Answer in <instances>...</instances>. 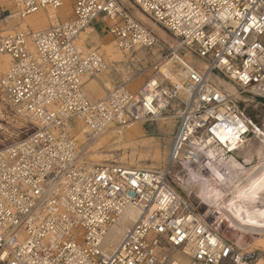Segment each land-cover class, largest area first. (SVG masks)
<instances>
[{
    "label": "built area",
    "instance_id": "2783aa9c",
    "mask_svg": "<svg viewBox=\"0 0 264 264\" xmlns=\"http://www.w3.org/2000/svg\"><path fill=\"white\" fill-rule=\"evenodd\" d=\"M128 2L206 69L184 68L183 80L173 83L156 65V75L137 92L116 87L91 101L84 86L105 62L97 51L77 50L79 35L94 21L107 20L102 31L119 51L150 52L158 43L152 30L121 0H69L70 20L45 30L16 26L2 34L11 12L23 19L56 10L64 0H0V54L10 59L0 92L32 127L24 139L0 150V264L256 260L254 252L242 253L210 227L169 179L173 165L207 172L249 140L263 138L260 126L209 76H221L264 103V0ZM167 113L176 117V131L162 172L89 164L68 126L72 118L79 119L90 142L107 129L121 134ZM129 209L139 215L125 228ZM116 228L120 240L110 246L106 239Z\"/></svg>",
    "mask_w": 264,
    "mask_h": 264
},
{
    "label": "bare ground",
    "instance_id": "6f19581e",
    "mask_svg": "<svg viewBox=\"0 0 264 264\" xmlns=\"http://www.w3.org/2000/svg\"><path fill=\"white\" fill-rule=\"evenodd\" d=\"M6 6L9 7V4H6ZM67 8L68 3L66 1L64 6L60 9L54 10L47 8L24 17L23 19H20L15 12H11L9 21H12L14 26H18L22 30H29V28L34 31L45 30L58 24L60 19H65ZM139 16V20L144 24L148 23V19L144 15L139 13ZM9 21L6 26H9ZM151 25L154 27L155 31H159L158 26L156 27L155 24ZM2 30V34L8 33L4 28ZM89 41L96 42V47L98 48H95V46L90 47L88 45ZM75 46L78 51L83 53L99 49V52L105 57L110 67L109 70L106 71L107 64L104 60L105 68L99 74L101 75L103 73L104 75L99 78H97V76H99L97 75L94 79L89 80L85 84V87L90 89L88 97L92 100L101 98L102 92H100V90L102 88L99 86H102L103 82L110 80L113 76V72L118 73L122 65H130L136 60L134 59L127 62V59H125L122 54L118 53L119 51L117 52L112 43H102L101 39H98V32L92 26L86 28L85 31L79 35L75 41ZM134 51L139 52L140 58H144V52H147L139 49H135ZM136 58L138 57L136 56ZM9 65V57L0 54V75L6 72ZM184 68L193 70V65L191 62L185 61L183 58L173 53L168 60L166 59L163 62L159 72L168 80L175 83L183 80L185 77L186 72ZM197 69L203 72L206 69L205 63H200ZM123 72H125V70H123ZM209 80L214 86L226 92L234 100H240L242 102L253 101L251 98L247 99L242 97V93L239 92L233 84L224 79H220V77L216 75H210ZM20 117L25 119L23 116ZM175 118L176 117L172 115L167 117L161 115L155 121H158L160 124H166ZM138 123L129 126L121 134H117L114 129H107L102 135L90 142L86 140V128L79 119L72 118L68 126L72 135L82 146V152L88 153V146L93 143L92 151L94 154L92 158L95 162L93 165L98 167L108 166V164L103 163H107L110 160L102 157L99 152L106 149H114L123 151L121 161L127 164V167L124 168L128 170H161L163 156L162 153L159 152L160 144L158 142L154 144L153 148L150 147L152 149L150 155L145 157L140 154V151L145 148L146 145L138 141V138L142 135ZM259 132L263 136L262 139L255 138L247 142V144L251 141L256 143L253 147V155L255 156L254 162H249L248 159L239 161L234 155H230L225 160L219 162L218 165L210 166L207 172L199 169L187 168L185 166L177 168L187 170V175H184V177H186L185 181L182 185L178 184L180 188L185 191L188 196H194L196 201L199 202V205L204 208L206 217L211 216L212 221L215 220L213 225L207 222L208 225L217 230L223 223H226L230 230L237 235L236 240L232 243L236 248L242 253L257 251L264 255V120L262 127L259 128ZM128 151L130 154H127ZM142 162L145 164L150 163L148 165H141ZM172 167L170 171L171 180L174 178V176H172ZM138 215L137 211L129 209L124 217L130 219L131 225L138 218ZM200 215L207 220L203 214ZM114 232L117 236L111 237L112 241L110 245H116L120 240L121 229L116 228ZM254 264H264V258H257Z\"/></svg>",
    "mask_w": 264,
    "mask_h": 264
},
{
    "label": "rangeland",
    "instance_id": "374dc122",
    "mask_svg": "<svg viewBox=\"0 0 264 264\" xmlns=\"http://www.w3.org/2000/svg\"><path fill=\"white\" fill-rule=\"evenodd\" d=\"M68 3V8L66 9L67 12H65L66 18L65 19H60V22L63 21H67L71 19V8L69 5V0H65L62 7L64 6V4ZM122 5L124 7H126L130 13L140 19L139 13L140 11L137 10V8L135 6H133L131 3L128 2V0H121ZM60 7V8H62ZM59 8V9H60ZM70 10V11H69ZM69 12V14H68ZM141 14V13H140ZM9 26H5L4 30L6 32L12 31L14 30V28L16 26L13 25L12 21H9ZM148 23H145L146 26L148 28H150L152 30V32L156 35L157 38V45L150 51V52H144L145 57L144 58H140L139 57V52L138 51H134V52H121L119 51L115 46V49L117 50L118 53L122 54L125 59H127V62L136 59L134 62H132L130 65H122V68H120V70H118V73L113 72V76L111 77L110 80L103 82L101 87L102 89L100 90V92H102V96L99 99L104 98V96L106 95V93L116 87H125L126 89L130 90L131 92H137L139 90V88L145 83L147 82L151 77L156 75V71L153 70L154 66H158L159 69L161 68V65L163 64V62L167 59H169L171 56L169 55V53L171 52L172 54L175 53L177 54L179 57L183 58L185 61H189L192 63L193 68L198 70L197 67H199L200 63H204L202 62L200 59H198L194 54H191L190 52H188L184 47H180L179 42L173 38L169 33L165 32L164 30L159 28V31H155L154 27L151 25L153 24L151 21L147 20ZM93 28L98 32V31H102L103 27L108 26L109 23L107 22V20H105L104 23H98L96 21L93 22ZM156 26V25H155ZM18 27V26H17ZM157 27V26H156ZM29 30H31V28H29ZM98 39H101L102 43H112L111 37L107 36V35H100L99 37V32H98ZM113 44V43H112ZM88 45L90 47H96V42H88ZM114 45V44H113ZM167 50H169V52H167ZM91 51H97L99 54H101V52H99V49L97 50H91ZM102 55V54H101ZM136 56L138 58H136ZM102 57L104 58L105 62L106 59L105 57L102 55ZM107 64V62H106ZM109 65L107 64V69L106 71L109 70ZM127 69V71H126ZM123 70H125V72H123ZM102 75H104L103 73L99 76H97V78L101 77ZM216 75V74H215ZM2 75H0L1 78ZM218 76V75H216ZM220 79H224L221 76ZM94 79V78H93ZM226 80V79H224ZM227 81V80H226ZM171 82V80H170ZM116 85V87H114V85ZM86 96L88 97L87 94H90V89L88 87L84 88ZM107 90V91H105ZM240 92V91H239ZM242 97L244 98H251V100L253 101H247V102H242V101H238L239 106L244 109L246 115L251 118L257 125L260 126V128L263 125V120H264V103L261 101H258L257 99H255L252 95L244 93L242 94ZM89 99V97H88ZM96 99V100H99ZM173 114H166L165 116H169ZM140 131L142 133V135L140 136V138H138V141H140V143L145 144V148H143L140 151V154L147 157L148 155H150V152H152L151 148L154 147V144L156 142H158L160 144L159 146V152L162 153L163 156V163H162V167L161 170H157V171H162L165 168V164H166V160H167V154H168V150H169V145H170V139L172 137V135L174 134V132L176 131V119L167 122L166 124H160L158 121H155L153 123H138ZM32 132V127L31 124L29 123L28 120H25L23 118H21L19 115H17L15 113V111L7 104V102L4 100V97L2 95V93L0 92V150L7 148L8 146L14 144L15 142L24 139L26 136H28L30 133ZM143 132L148 133L149 135H152L153 133L156 134L154 139L151 138H147L145 136H143ZM162 133V135H161ZM167 134V135H165ZM153 137V136H152ZM256 145L255 142L251 141L247 144V146L242 149L240 152L235 153L234 157L237 158L239 161H243L244 159H248L249 162H254L255 160V156L253 155V147ZM92 147H93V143L89 144L88 146V153L82 158L83 160H86L87 162H89V164H95V162L93 161L92 155L94 154V152L92 151ZM151 147V148H150ZM99 154L110 160L107 163H103V164H108V165H118V166H123V167H127V164H124L121 161V158L123 156V151H118V150H111V149H106V150H102L99 152ZM127 154H130V152L128 151ZM109 157V158H108ZM150 163V162H149ZM148 163V164H149ZM145 163H141V165H148ZM134 168V167H132ZM187 170L184 169H179L177 168L176 165H173L172 167V176H174V178L171 180L169 179V183L171 184V186L174 188V190L181 196L183 197L185 200H187L191 206H193L194 208H197V210L199 211L200 214H203L205 218H207V222L209 224L212 223V225L214 224L215 220L212 221V217H206L205 216V212H204V208L202 206L199 205V202L196 201V199L194 198V196H188V194H186L185 191H183L179 185H182L183 182L185 181L186 177H184V175H187ZM179 184V185H178ZM130 219H126L123 222V226L125 228L130 226ZM115 230V229H114ZM114 230L112 232H110L107 236L106 239V243H108L110 245L111 243V239L117 235H115ZM217 231L220 233V235L227 240L229 243H234V241L237 238V235L235 233H233L230 228L228 227V225L226 223H223L221 225L220 228H217ZM112 237V238H111ZM115 244H111L110 246H114ZM255 253V257L257 258H264V255H262L260 252H254Z\"/></svg>",
    "mask_w": 264,
    "mask_h": 264
},
{
    "label": "crops",
    "instance_id": "0c3cea01",
    "mask_svg": "<svg viewBox=\"0 0 264 264\" xmlns=\"http://www.w3.org/2000/svg\"><path fill=\"white\" fill-rule=\"evenodd\" d=\"M92 27H93V25H92ZM99 32V37H100V35H104L105 33H103V31H98ZM113 85H114V83H113ZM86 86V85H85ZM85 86H84V88H85ZM114 87H116V85H114ZM85 91V90H84ZM105 91H107V90H105ZM88 95V94H87ZM90 99V98H89ZM91 101H96V99L95 100H92V99H90ZM161 135H162V133H161ZM165 135H167V134H165ZM143 136H145V137H147V138H151V139H154L155 138V136H156V134H152V135H149L148 133H146V132H143ZM153 136V137H152ZM171 140V139H170Z\"/></svg>",
    "mask_w": 264,
    "mask_h": 264
}]
</instances>
